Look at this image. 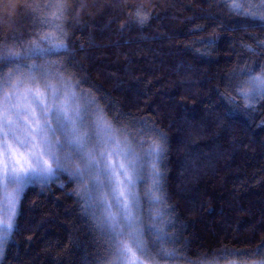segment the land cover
Wrapping results in <instances>:
<instances>
[{
	"label": "trees",
	"instance_id": "16d2710c",
	"mask_svg": "<svg viewBox=\"0 0 264 264\" xmlns=\"http://www.w3.org/2000/svg\"><path fill=\"white\" fill-rule=\"evenodd\" d=\"M80 2L86 7L77 9V0H0V42L54 31L39 21L58 11L48 5L60 4L64 16L56 23L70 51L49 59L71 61L65 75L81 80L114 126L146 121L158 133L143 139L166 137L157 167L166 219L175 224L168 230L177 242L168 249L181 257L167 262L240 264L246 257L233 253L264 241V102L245 109L229 84L245 65L257 72L264 65L257 46L264 26L236 16L224 0ZM137 12L148 16L143 24ZM150 171L138 180L142 203ZM82 190L67 172L28 186L0 264H99L107 237Z\"/></svg>",
	"mask_w": 264,
	"mask_h": 264
},
{
	"label": "snow or ice",
	"instance_id": "6c2138e0",
	"mask_svg": "<svg viewBox=\"0 0 264 264\" xmlns=\"http://www.w3.org/2000/svg\"><path fill=\"white\" fill-rule=\"evenodd\" d=\"M224 3L236 16L258 20L264 26V0ZM48 7L58 11L39 23L54 31L34 32V38L26 42L15 37L11 45L0 42V192L5 201L0 206V259L13 233L21 194L30 185L48 182L58 171L76 178L83 185L86 205L100 209L99 216L92 213L97 228L107 237L106 255L99 257V264H159L181 258L175 249H168L177 242L168 230L175 224L166 219L170 212L164 210L168 206L163 173L157 167L165 157L166 137L160 133L159 142L143 139L158 133L146 121H130L131 127L114 126L96 98L82 89L81 80L72 73L65 75L71 61L49 59L67 55L70 49L67 32L56 23L64 16L63 7ZM84 7L77 0V9ZM137 17L141 24L148 19L138 12ZM257 46L264 49V40H257ZM246 47L255 53L254 47ZM257 68L258 72L245 65L229 84L249 110L264 102V65ZM228 100L241 107L236 97L229 94ZM116 119L120 124V117ZM146 169H151L147 173L151 187L144 190L146 203H142L135 189L136 182L145 179ZM233 254L246 257L240 264H264V241Z\"/></svg>",
	"mask_w": 264,
	"mask_h": 264
},
{
	"label": "rangeland",
	"instance_id": "374dc122",
	"mask_svg": "<svg viewBox=\"0 0 264 264\" xmlns=\"http://www.w3.org/2000/svg\"><path fill=\"white\" fill-rule=\"evenodd\" d=\"M76 91L78 92V94L80 93L79 91H78V89H76ZM108 119V118H107ZM61 139H63L62 137H61ZM77 162H79V161H77ZM53 167H55V165H53ZM81 167H83V165H81ZM73 170H74V168H73ZM60 174H61V172L60 171H58L56 174H55V176L53 177V178H57L58 176H60ZM80 186H82L83 187V185L80 183ZM91 185L89 184V187H90ZM12 191V189H11V187L9 188V192H11ZM135 191H137L138 192V181L136 182V189H135ZM139 194V193H138ZM5 203V201H4V195H3V193L2 192H0V206H2L3 204ZM92 208H93V210L94 211H96V213L98 214V216H99V214H100V209L98 208V207H95V206H92ZM114 211H115V209H113ZM0 215H3V210H2V207H0ZM146 264H150V262H146ZM159 264H179V263H172V262H165V261H159Z\"/></svg>",
	"mask_w": 264,
	"mask_h": 264
}]
</instances>
